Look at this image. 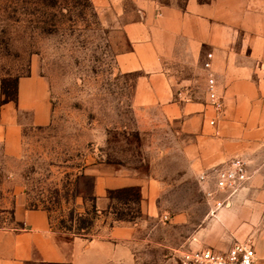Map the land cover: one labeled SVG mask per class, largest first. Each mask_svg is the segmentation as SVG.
<instances>
[{
    "label": "rangeland",
    "instance_id": "374dc122",
    "mask_svg": "<svg viewBox=\"0 0 264 264\" xmlns=\"http://www.w3.org/2000/svg\"><path fill=\"white\" fill-rule=\"evenodd\" d=\"M117 39L103 27L91 0H0V80L13 86L31 72L44 77L51 106L47 126L23 129L19 156L0 151V227L16 226L13 208L24 203L45 211L50 227L65 238H92L118 223L131 224L132 258L123 264H183L185 254L210 247L201 241L213 235L216 247H224L225 235L227 248L250 239L254 264H264V59L256 62L251 77L234 75L238 100L227 108L230 86L215 76L207 54L204 72L180 85L181 98L176 94L179 103L199 107L190 112L188 129H181L180 117L173 118L172 130L162 118L152 117L151 144L132 113L136 76L121 74L115 63ZM209 73L222 102L220 112L206 102ZM240 94H251V101L239 100ZM214 158L217 163L203 165ZM230 158L247 163L250 180L228 207L215 211L203 197L198 176ZM102 163L140 172L152 168L157 182L152 217L140 216L138 188L112 193L103 214H86L95 201L92 172ZM240 193L246 194L240 207L251 205L252 223L242 212L241 225L234 229L233 218L219 213L232 209ZM208 225L210 232L200 233L209 231Z\"/></svg>",
    "mask_w": 264,
    "mask_h": 264
},
{
    "label": "crops",
    "instance_id": "0c3cea01",
    "mask_svg": "<svg viewBox=\"0 0 264 264\" xmlns=\"http://www.w3.org/2000/svg\"><path fill=\"white\" fill-rule=\"evenodd\" d=\"M91 1L103 27L118 38L115 55L118 71L136 76L132 113L138 130L150 135L151 144L152 117L162 118L169 130L173 118L180 117L181 129H188V116L199 107L179 103L181 97L176 99V94L203 71L207 54H211L208 61L215 76L227 80L230 86L225 97L227 108L238 100L231 83L234 75L251 77L256 62L264 59V0ZM240 97L244 103L252 99L251 94ZM50 112L47 80L34 72L19 78L16 103L0 104V151L7 157L19 156L23 129L47 126ZM226 112L228 117L232 116L230 110ZM183 153L187 155L182 152V156ZM215 163V158L203 160L204 166ZM92 175L98 212H106L110 207L109 192L138 188L140 216L152 217V190L157 189L152 168L140 172L118 163H102ZM245 195L240 193L232 209L219 213L223 219L233 218L234 229L235 225H241L238 214L242 212L248 217L244 219L252 223L251 205L247 210L239 205ZM13 219L16 226L0 227V264H123L132 258L133 227L129 223L103 229L92 238H65L53 231L46 212L41 209H27L24 203H18L13 208ZM210 227L207 226L209 231L200 233L208 234ZM251 229L249 224H244L246 233ZM232 235L236 237L239 233ZM213 236L211 241H201L202 245L210 246L205 248L226 252L234 243L227 248L225 235L224 247L217 246L221 250H216Z\"/></svg>",
    "mask_w": 264,
    "mask_h": 264
},
{
    "label": "built area",
    "instance_id": "2783aa9c",
    "mask_svg": "<svg viewBox=\"0 0 264 264\" xmlns=\"http://www.w3.org/2000/svg\"><path fill=\"white\" fill-rule=\"evenodd\" d=\"M207 57L210 58L211 54ZM204 67L209 69V64L205 63ZM205 94L207 104L214 112H220L222 102L216 92V81L210 73L206 80ZM181 95L182 92L177 94L178 97ZM210 124H214V121L211 120ZM249 180L248 165L241 158H230L201 172L198 176L203 197L215 211L228 207L237 193L244 190ZM254 262L255 247L250 239L236 241L226 252L205 248L183 256V264H254Z\"/></svg>",
    "mask_w": 264,
    "mask_h": 264
},
{
    "label": "trees",
    "instance_id": "16d2710c",
    "mask_svg": "<svg viewBox=\"0 0 264 264\" xmlns=\"http://www.w3.org/2000/svg\"><path fill=\"white\" fill-rule=\"evenodd\" d=\"M17 81H18V79H17ZM17 81L15 82V84L13 86H10V85L6 84L4 81L0 80V87H1L0 104L1 105H4V104L9 103V102L16 103V100H17ZM135 191H137V189H135V188H127V189H123V190H118V191H114V192H109L108 197L111 201V194L112 193H115V192L126 193V192H135ZM137 196H138V194H137ZM96 212H97L96 207L93 204L90 207L89 211L86 212V214L94 217ZM102 214H103V212H102ZM117 220L122 221L123 219L119 217V218H117ZM81 224L84 225L87 223L85 220H82Z\"/></svg>",
    "mask_w": 264,
    "mask_h": 264
}]
</instances>
